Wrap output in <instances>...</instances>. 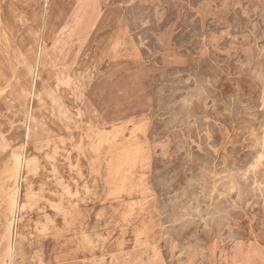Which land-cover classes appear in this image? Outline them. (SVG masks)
<instances>
[{"label":"rangeland","instance_id":"1","mask_svg":"<svg viewBox=\"0 0 264 264\" xmlns=\"http://www.w3.org/2000/svg\"><path fill=\"white\" fill-rule=\"evenodd\" d=\"M16 151L49 223L0 228V264H264V0H0Z\"/></svg>","mask_w":264,"mask_h":264},{"label":"bare ground","instance_id":"2","mask_svg":"<svg viewBox=\"0 0 264 264\" xmlns=\"http://www.w3.org/2000/svg\"><path fill=\"white\" fill-rule=\"evenodd\" d=\"M84 2V1H83ZM79 5V3H78ZM84 5V4H83ZM87 6V5H85ZM58 8V7H57ZM51 9V5H49V7L46 10V14L48 15ZM82 11V10H80ZM77 14V13H76ZM64 17V16H63ZM62 17V18H63ZM76 17V16H75ZM77 19V18H76ZM71 20V19H69ZM104 21V20H103ZM73 22V21H72ZM79 22V21H78ZM102 25V24H101ZM113 25V24H112ZM117 25V24H116ZM114 25V26H116ZM113 26V27H114ZM112 27V28H113ZM33 30V29H32ZM73 30V29H72ZM11 31V30H10ZM60 31V30H59ZM103 31V30H102ZM73 32V31H72ZM79 32V30H78ZM69 33V32H68ZM67 34V33H66ZM92 34V33H91ZM117 34V33H116ZM57 35V34H56ZM71 35V33H70ZM90 35V34H89ZM116 36V35H115ZM121 36V35H120ZM40 37V36H39ZM56 37V36H55ZM68 37V36H67ZM113 37V36H112ZM67 39V38H66ZM51 41V40H50ZM67 41V40H66ZM122 41V40H120ZM61 42V41H60ZM59 42V43H60ZM119 42V41H118ZM81 43V42H80ZM88 44V43H87ZM91 44V42H90ZM28 46V45H27ZM52 46V45H51ZM89 46V45H88ZM120 46V45H119ZM45 48V47H44ZM63 48V47H62ZM110 48V47H109ZM64 50V49H63ZM44 49H43V45L42 43H36L33 44L32 47L28 48V50L26 51L25 57L23 59L22 64H20V68L22 71H24L27 75L31 76V78L33 79L34 76H36V78L39 79L40 77V72H41V68L44 64ZM77 52V51H76ZM62 53V52H61ZM24 54V53H23ZM61 55V54H60ZM59 55V58H60ZM118 56V55H117ZM123 56V55H122ZM76 58V57H75ZM112 60V59H111ZM110 60V61H111ZM171 60V59H170ZM80 62V61H79ZM109 62V60H108ZM117 62V61H116ZM86 63V62H85ZM85 66V65H84ZM77 68V66H76ZM44 69V68H43ZM47 69V68H46ZM45 70V69H44ZM60 72V71H59ZM58 75V74H57ZM65 75V74H64ZM55 78V77H54ZM72 81V80H71ZM58 82V80H57ZM56 83V81H55ZM61 83V82H60ZM70 84V83H69ZM68 84V85H69ZM59 85V83H58ZM56 87V84H55ZM32 96V94H30ZM35 98V93L34 96ZM37 97V96H36ZM50 121V120H49ZM3 124V123H2ZM13 127V126H12ZM5 128V127H4ZM21 170H23L25 172L26 175H37L39 172V167H38V159L35 158H31V157H24L23 154L21 152H13L11 155L10 160L5 164V166L2 168V170L0 171V175H3L5 177H7L9 180L14 181V188L11 192V194L8 196V206L10 209V221H9V225L13 226L15 225V223H17V219L15 217V212H16V207H17V193H18V189L15 186V182H17L20 172ZM56 172V171H55ZM54 172V173H55ZM66 196L69 195V192L65 193ZM27 199L25 201V203L22 206V210L21 211H26L29 210L30 207L34 206L33 202H34V196L31 195V193L27 194ZM9 215V214H8ZM22 219V216L20 217L19 221ZM44 223L47 224L48 222V216H44ZM41 234L44 232V229H40L39 231ZM17 233H15L16 235ZM17 235H21V234H17ZM124 253V252H123ZM140 253V252H139ZM112 255V254H111ZM121 255V254H120ZM136 255V254H135ZM118 258V257H117ZM140 258V257H139ZM133 260V259H132ZM139 260V259H138ZM39 261L40 258H39ZM123 262V261H122ZM138 263V262H137ZM121 264V263H120ZM141 264V263H140Z\"/></svg>","mask_w":264,"mask_h":264},{"label":"crops","instance_id":"3","mask_svg":"<svg viewBox=\"0 0 264 264\" xmlns=\"http://www.w3.org/2000/svg\"><path fill=\"white\" fill-rule=\"evenodd\" d=\"M31 80H32V93H31L32 101L31 102L33 104L34 100L37 98L36 97L37 96L36 87H37V83L39 79L36 78V76H34L33 79L31 78ZM34 93H35V98L33 97ZM32 121H33L32 117L31 115H29L28 125L26 126L27 139L33 134ZM32 150L35 152H38L39 154L42 153V147L36 144L32 145ZM92 150H93V147L91 146L89 148V151H92ZM12 153L13 152H10V153L0 156V171L5 166V164L10 160ZM21 153L23 154L24 157L26 158L28 157L23 152ZM37 175H39V172ZM30 177H32V175H26L25 172L21 170L19 178L17 182H15V186L18 189L17 198H16L17 207H16V212H15L17 223H15V225H16V229L18 230H19L20 217L21 216L23 217L24 215H26L28 211L36 212L38 215H40L43 221H44L43 219L44 216L47 215L46 213H44L45 209L48 206L47 202L44 199L45 191L43 188H39L38 191L32 192L28 184V180ZM13 188H14V181L9 180L7 177L3 175H0V228L3 230H6L9 226L11 213H10L7 199H8V196L11 194ZM28 193H31V195L34 196V202H33L34 206L30 207L29 210L21 211L22 206L27 199L26 196ZM68 196H71V193H69Z\"/></svg>","mask_w":264,"mask_h":264}]
</instances>
